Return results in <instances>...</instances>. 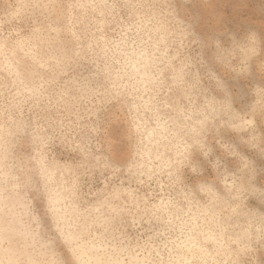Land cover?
<instances>
[{"label":"rangeland","instance_id":"rangeland-1","mask_svg":"<svg viewBox=\"0 0 264 264\" xmlns=\"http://www.w3.org/2000/svg\"><path fill=\"white\" fill-rule=\"evenodd\" d=\"M0 264H264V0H0Z\"/></svg>","mask_w":264,"mask_h":264}]
</instances>
